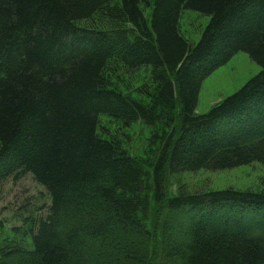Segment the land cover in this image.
Returning <instances> with one entry per match:
<instances>
[{
	"label": "trees",
	"instance_id": "obj_1",
	"mask_svg": "<svg viewBox=\"0 0 264 264\" xmlns=\"http://www.w3.org/2000/svg\"><path fill=\"white\" fill-rule=\"evenodd\" d=\"M184 9L210 17L198 42ZM238 52L261 72L197 113ZM253 162L264 0H0V186L31 174L49 196L0 239V264H264V188L167 193L168 177Z\"/></svg>",
	"mask_w": 264,
	"mask_h": 264
},
{
	"label": "rangeland",
	"instance_id": "obj_2",
	"mask_svg": "<svg viewBox=\"0 0 264 264\" xmlns=\"http://www.w3.org/2000/svg\"><path fill=\"white\" fill-rule=\"evenodd\" d=\"M209 20V16L184 9L180 21L181 31L191 41L198 42ZM261 69L248 53L238 52L228 63L217 68L204 80L199 94L197 113H207L212 106L240 90L258 75ZM110 126L114 130V127ZM128 134L133 149L139 152L148 135V128L142 123H137L128 130ZM177 176L180 179L168 177L167 180V193L171 196L176 194L177 182H184L192 191L196 187L209 188V190L264 188V165L260 162L224 170L202 169L197 172H182ZM48 203L49 196L46 189L36 182L31 174L5 181L0 186V239L9 233V228L21 223L24 214Z\"/></svg>",
	"mask_w": 264,
	"mask_h": 264
}]
</instances>
